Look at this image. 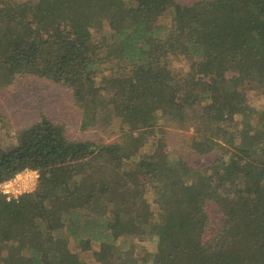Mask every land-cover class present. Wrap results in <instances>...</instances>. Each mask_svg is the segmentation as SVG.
Here are the masks:
<instances>
[{"label": "trees", "instance_id": "1", "mask_svg": "<svg viewBox=\"0 0 264 264\" xmlns=\"http://www.w3.org/2000/svg\"><path fill=\"white\" fill-rule=\"evenodd\" d=\"M137 2L0 0V89L25 75L64 85L82 131L119 121L122 133L76 141L41 114L0 142V184L40 174L31 194L0 197V264H86L73 244L100 264H141L135 235L157 239L143 264H264V0ZM165 118L194 130L195 154L219 152L214 164L167 151ZM210 202L222 213L211 230Z\"/></svg>", "mask_w": 264, "mask_h": 264}, {"label": "rangeland", "instance_id": "2", "mask_svg": "<svg viewBox=\"0 0 264 264\" xmlns=\"http://www.w3.org/2000/svg\"><path fill=\"white\" fill-rule=\"evenodd\" d=\"M27 5H37L43 0H9ZM183 6L192 5L199 1L205 0H174ZM132 6L137 7V0H128ZM171 11L165 13V17H169ZM178 68L183 69L182 66ZM246 90L248 98L252 100V104L259 108L262 99L259 94L261 88L256 83L248 81L242 84ZM0 142L5 149L11 147L15 132L26 129L35 122L40 120V115L45 114L52 121L64 124L70 139L76 141H88L99 144L113 143L118 140L120 133L119 121H114L109 126L99 124L98 126L82 131L80 128L81 112L75 105L72 92L64 85L54 83L37 76L25 75L15 78L14 83L0 89ZM166 133V150L173 151L182 156L188 164L195 169L209 168L220 156L219 152L208 155H197L187 145L191 140L194 130L182 129L177 123L170 122ZM154 141V140H153ZM155 140L147 148L148 153H152L158 147ZM171 189H174L172 184ZM150 199L151 207L154 213L159 212V206L153 200V193L147 194ZM211 220L210 230L218 226L222 221V213L215 203L210 202L207 206ZM153 237V236H152ZM138 247L136 256L141 264L146 260H151L157 251V239L149 238V236L135 235L127 237ZM76 259L86 264H100L98 249L91 251H82L76 244L71 246ZM129 255V254H126ZM131 256V255H129Z\"/></svg>", "mask_w": 264, "mask_h": 264}, {"label": "built area", "instance_id": "3", "mask_svg": "<svg viewBox=\"0 0 264 264\" xmlns=\"http://www.w3.org/2000/svg\"><path fill=\"white\" fill-rule=\"evenodd\" d=\"M39 171L26 168L17 173L13 178L0 184V197L5 201L18 200L23 195L35 191L39 181Z\"/></svg>", "mask_w": 264, "mask_h": 264}]
</instances>
